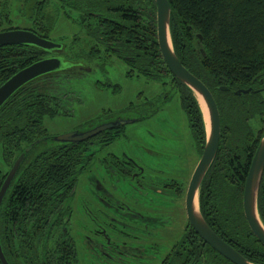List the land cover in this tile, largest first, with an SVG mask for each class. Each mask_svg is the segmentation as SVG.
<instances>
[{
	"label": "trees",
	"instance_id": "1",
	"mask_svg": "<svg viewBox=\"0 0 264 264\" xmlns=\"http://www.w3.org/2000/svg\"><path fill=\"white\" fill-rule=\"evenodd\" d=\"M167 1L174 53L210 91L220 115L218 151L198 191L200 213L248 262L264 264V247L250 232L242 206L248 170L264 137V0ZM11 30L32 32L60 44L61 50L0 47V85L52 56L67 67L28 83L0 109V147L8 172L33 146L0 209L2 251L8 264H75V249L63 247L59 207L67 187L82 177L91 142L107 140L113 131L77 144L44 147L50 141L44 121L69 115L61 82L100 70L116 56L130 78L167 88L163 102L177 95L199 154L205 145L203 115L193 93L161 58L154 0H0V33ZM246 90L249 93L237 94ZM91 122L73 130L92 128ZM7 173L0 171V189ZM257 211L264 227V171ZM190 232L193 244L206 247L179 249L164 264H189L193 258L194 264H232Z\"/></svg>",
	"mask_w": 264,
	"mask_h": 264
},
{
	"label": "flooded vegetation",
	"instance_id": "2",
	"mask_svg": "<svg viewBox=\"0 0 264 264\" xmlns=\"http://www.w3.org/2000/svg\"><path fill=\"white\" fill-rule=\"evenodd\" d=\"M110 115L112 111L101 112L98 120L88 122L93 121L95 127L129 120L118 115L109 118ZM145 118L130 119L141 123ZM78 130L81 129L70 132ZM112 131L107 140L91 142L82 177L67 187L59 207L66 243L63 247L75 249V264H164L179 249L206 247L189 239L192 229L185 210L186 193L196 166L189 171L183 163H164L163 155L170 159L164 149L139 139L133 150L127 148V125ZM173 142L174 150L185 151L187 144L182 139L175 138ZM194 143L195 156L200 160L202 153L199 154L195 140ZM173 148L166 150L174 152ZM180 210L184 212L185 225L179 229ZM195 261L193 258L189 264Z\"/></svg>",
	"mask_w": 264,
	"mask_h": 264
},
{
	"label": "water",
	"instance_id": "3",
	"mask_svg": "<svg viewBox=\"0 0 264 264\" xmlns=\"http://www.w3.org/2000/svg\"><path fill=\"white\" fill-rule=\"evenodd\" d=\"M156 7V38L161 58L170 73L195 96L198 104L201 100L206 112L207 120L204 119L205 145L201 158L191 176L186 198L185 210L187 221L193 232L211 249L217 252L232 264H251L232 247L221 240L207 225L199 210L198 191L203 178L211 167L217 151L220 138V115L215 100L207 87L180 63L176 57L170 39V17L171 9L167 0H154ZM7 46H33L46 52L54 53L61 50V45L47 39L38 37L26 30H11L0 33V47ZM201 54L204 55L203 51ZM66 64L58 56H52L35 62L28 67L19 70L7 81L0 85V109L1 107L22 87L28 83L66 68ZM222 90H225L224 88ZM246 91H239L237 94H247ZM136 120H120L106 122L91 129L72 131L53 138L54 144H77L84 142L102 132L112 130L118 126L134 124ZM41 141H46L43 139ZM41 141H38L41 142ZM33 146L25 149L14 162L0 189V209L3 200L17 175L25 156ZM264 171V137L261 139L254 157L251 161L243 192V214L250 232L256 240L264 247V227L259 219L257 211V198L262 174ZM0 263L8 264L0 243Z\"/></svg>",
	"mask_w": 264,
	"mask_h": 264
},
{
	"label": "rangeland",
	"instance_id": "4",
	"mask_svg": "<svg viewBox=\"0 0 264 264\" xmlns=\"http://www.w3.org/2000/svg\"><path fill=\"white\" fill-rule=\"evenodd\" d=\"M127 72L126 64L116 56H111L106 60V65L102 69L61 82L60 93L65 95L64 109L69 115L44 121L50 140L69 133L75 126H79L83 122L86 123L90 119L96 120L101 112L112 111L113 115L108 116L109 118H113L115 115L127 119L142 116L146 118L141 123L127 125L130 136L127 148L133 150L135 142L139 139L147 145H157L160 146V149H164V154L170 155V159L163 155L164 163L179 162L186 164L189 171L193 170L199 157L195 156V143L177 95H174L169 101L163 102L161 97L168 96L167 88L164 89L159 83L148 82L143 78H130ZM108 83L114 88H105L102 85ZM115 87L118 88L116 92ZM139 93L140 97L138 98ZM140 106H142L141 109H139ZM175 138L182 139V142L187 144L184 152L174 150L173 140ZM50 146H53V143L48 141L44 147ZM171 148L174 152L166 150ZM0 171L3 174L8 172V168L3 162L1 147ZM179 220L180 229L185 225L182 210H180ZM181 233L182 231H179V236L182 235Z\"/></svg>",
	"mask_w": 264,
	"mask_h": 264
},
{
	"label": "bare ground",
	"instance_id": "5",
	"mask_svg": "<svg viewBox=\"0 0 264 264\" xmlns=\"http://www.w3.org/2000/svg\"><path fill=\"white\" fill-rule=\"evenodd\" d=\"M199 105H200V107H201V109H202V111H203V113H204V119H205V121H206V120H207L206 112H205V109H204V106H203V103H202L201 100L199 101Z\"/></svg>",
	"mask_w": 264,
	"mask_h": 264
}]
</instances>
